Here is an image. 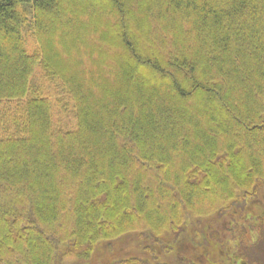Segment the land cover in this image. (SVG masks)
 <instances>
[{
    "label": "trees",
    "instance_id": "obj_1",
    "mask_svg": "<svg viewBox=\"0 0 264 264\" xmlns=\"http://www.w3.org/2000/svg\"><path fill=\"white\" fill-rule=\"evenodd\" d=\"M36 65L72 128L26 98ZM260 192L264 0H0V264L89 262L235 206L246 224Z\"/></svg>",
    "mask_w": 264,
    "mask_h": 264
},
{
    "label": "rangeland",
    "instance_id": "obj_2",
    "mask_svg": "<svg viewBox=\"0 0 264 264\" xmlns=\"http://www.w3.org/2000/svg\"><path fill=\"white\" fill-rule=\"evenodd\" d=\"M27 11L29 23L22 27V40L25 50L31 55L37 51L38 47L32 36L31 13L29 9ZM91 22H94V18ZM29 87V95L26 98L39 96L51 102L55 125L73 127L75 119L72 115V102L62 92L58 83L51 82L44 76L39 65H36L33 70ZM261 195L262 192H260L258 199L254 198L251 202L249 201L246 209L243 210L244 213L247 212L249 216H255L258 219L257 230L249 225L250 218L245 224L239 213L242 209H235V206L232 215L216 213L195 223L185 224L179 235H163L161 242L146 235L147 238L138 233H129L113 242L97 246L89 262L81 259L75 261L71 257L67 263L243 264L236 258L240 254L246 253L252 254L253 257V262L246 261L248 264H264V231L261 230L260 226L263 223L264 207L259 206L260 202L264 203V200ZM190 198L187 201L188 206H191ZM209 198L213 201L218 200V197L213 195ZM252 201L254 202L252 203ZM254 208H256L255 211H252ZM251 212H255L254 215ZM248 240L250 245H248Z\"/></svg>",
    "mask_w": 264,
    "mask_h": 264
},
{
    "label": "flooded vegetation",
    "instance_id": "obj_3",
    "mask_svg": "<svg viewBox=\"0 0 264 264\" xmlns=\"http://www.w3.org/2000/svg\"><path fill=\"white\" fill-rule=\"evenodd\" d=\"M249 218H250L249 220H251L249 225L252 226V228L254 230H257V227H258L257 221H258V219L255 216H253V217L250 216ZM262 222L263 223L260 226H261V230L264 231V214H263V217H262ZM255 241H253V242L255 243ZM248 245H250L249 240H248ZM252 259H253L252 254L249 255V254H246V253L240 254L239 257L236 258L237 261H240V263H243V264H248L246 261H249V262L252 261L253 262Z\"/></svg>",
    "mask_w": 264,
    "mask_h": 264
}]
</instances>
